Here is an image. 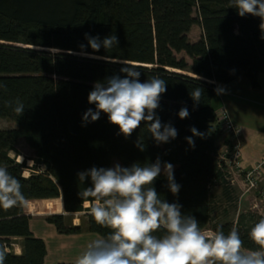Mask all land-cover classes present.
Returning <instances> with one entry per match:
<instances>
[{"label":"trees","instance_id":"1","mask_svg":"<svg viewBox=\"0 0 264 264\" xmlns=\"http://www.w3.org/2000/svg\"><path fill=\"white\" fill-rule=\"evenodd\" d=\"M261 23L257 16H239L230 0H0V84L6 86L0 88V119L15 122V127L0 129V166L20 180L27 200L62 197L65 211H84L86 230L102 236L110 230L89 214L93 201L79 196L91 180L81 183L78 173L111 168L113 159L130 167L155 163L159 157L162 164L174 166L180 190L171 193L163 172L153 187L161 199L178 203L182 214L195 217L206 229L213 220L214 189L220 184L227 198H233L217 140L222 129L215 85L240 76L256 81L264 69ZM193 25L202 29L197 41L189 38ZM86 33L101 41L115 35L118 45L94 52ZM181 52L192 63L179 58ZM124 62L137 67L141 82L153 76L166 81L156 115L162 124L175 127V139L157 144L143 122L125 138L104 113L95 122L83 120L89 108L95 111V105L88 103L94 84L112 76L123 78ZM198 87L199 103L190 95ZM17 98L25 108L21 116L14 112V103L7 106ZM183 107L190 115L180 119ZM192 127L203 136H193ZM186 137H192L194 148ZM20 138L34 151L30 168L10 154ZM261 218L242 213L236 222L215 224L213 231L227 234L235 227L244 248L256 250L248 234ZM46 219L63 234L85 229L68 222L64 214ZM18 239L21 253L13 248ZM0 247L7 252L5 264H47V245L31 230L24 207L0 209Z\"/></svg>","mask_w":264,"mask_h":264},{"label":"clouds","instance_id":"2","mask_svg":"<svg viewBox=\"0 0 264 264\" xmlns=\"http://www.w3.org/2000/svg\"><path fill=\"white\" fill-rule=\"evenodd\" d=\"M230 7L236 8L241 17H260V27L264 30V0H230ZM85 38L94 52L101 47L109 51L118 45L115 35L101 41L98 36L86 33ZM125 65L121 68L126 74L123 78L112 76L106 82L94 84L88 94V103L95 105V111L89 108L83 120L95 122L104 113L125 138L143 122L157 144L175 139L178 135L175 127L170 123L162 124L156 115L161 96L167 91L166 81L153 76L141 82L137 67ZM5 87L0 84V88ZM216 92L222 94L224 89L218 87ZM201 94L200 87L190 93L197 103ZM13 103L14 112L21 116L24 104L17 98L14 102L8 101L7 106L12 107ZM189 115L186 107L179 110L180 119ZM190 131L193 136H203L195 127ZM186 140L195 147L192 137H186ZM137 147L143 150L142 144L138 143ZM162 172L167 187L177 195L180 185L175 182L174 166L168 162L162 164L159 157L155 163L143 166L139 163L130 167L116 164L111 168L92 167L78 173L81 183L86 178L91 180V186L79 193L81 200L93 201L89 214L98 225L110 231L91 240L75 264H264V217L248 234L257 245L256 250L244 248L235 227L227 234L221 229L206 232L195 217L181 213V205L161 199L153 185ZM26 203L20 180L5 166H0V209L24 207ZM6 255V250L0 247V264H5Z\"/></svg>","mask_w":264,"mask_h":264},{"label":"crops","instance_id":"3","mask_svg":"<svg viewBox=\"0 0 264 264\" xmlns=\"http://www.w3.org/2000/svg\"><path fill=\"white\" fill-rule=\"evenodd\" d=\"M194 31L195 25L189 32L191 41H197L202 35L200 32L198 38H193ZM221 84L224 92L217 94L215 107L218 110L225 106L230 118L241 126L243 131L241 165L244 169H249L264 162V69L258 74L255 82L248 77L240 76L229 83ZM222 136L224 137L223 131L217 136L220 151L230 149L226 141L221 142ZM261 184L264 186V171ZM30 203L33 205L30 206ZM35 203L37 206H34ZM44 203H48L47 206ZM24 208L30 215L31 230L36 236L44 239L47 245V264L75 263L88 243L100 236L86 230L84 211L72 213L65 211L62 197L27 200ZM52 214H64L68 222L74 225L82 224L85 229L81 233H60L56 226L46 219ZM13 248L16 253L22 251L19 243H14Z\"/></svg>","mask_w":264,"mask_h":264},{"label":"rangeland","instance_id":"4","mask_svg":"<svg viewBox=\"0 0 264 264\" xmlns=\"http://www.w3.org/2000/svg\"><path fill=\"white\" fill-rule=\"evenodd\" d=\"M200 32H202L201 27L199 25H195V31L192 33V37L198 38ZM177 56L179 58L185 57L189 63H192V59L185 52L178 53ZM12 127H15L14 121L9 118L0 119V129H9ZM226 138V134L224 133V137L222 136L221 142H223V140L225 141ZM14 148L15 149L10 152L11 156H13L19 162L26 161L30 168V166L34 164V161L32 160L34 157V151L26 142V140L24 138L18 139ZM225 150L226 153L229 149L227 148ZM116 164L121 166V163L117 159H113L111 167H114ZM44 168L45 167L42 166V169ZM24 172L25 175H29L31 170L26 168ZM231 173L233 174L232 178L234 179V183H231L233 198H227L224 193V187L220 184L214 189L215 203L213 220L211 224L206 229H204L206 232H214L213 226L217 223H224L226 221L236 222L238 216L242 213H253L264 217V203L262 202L264 200H261L262 197L260 195L259 189L247 191L244 182L241 181L242 176L236 174L234 170H231ZM239 181H241V184H239ZM262 186L263 185L261 184L260 187ZM35 206H37V204ZM86 206H90V203L86 202ZM14 241L15 244L19 243L20 239Z\"/></svg>","mask_w":264,"mask_h":264},{"label":"built area","instance_id":"5","mask_svg":"<svg viewBox=\"0 0 264 264\" xmlns=\"http://www.w3.org/2000/svg\"><path fill=\"white\" fill-rule=\"evenodd\" d=\"M222 87L220 84L215 85V89ZM217 119L221 125L222 131L229 136L232 141V146L225 153L222 151L221 158L226 164L227 179L230 184L234 183L233 174L231 170H234L236 174L242 176L247 191L259 189L261 200H264V186L260 187L263 178L264 162H260L254 167L244 169L241 165L242 148H243V131L241 126L236 124L231 118L225 106H221L217 110ZM231 167V168H230ZM230 168V170H229ZM232 185V184H231ZM264 203V201H262Z\"/></svg>","mask_w":264,"mask_h":264},{"label":"bare ground","instance_id":"6","mask_svg":"<svg viewBox=\"0 0 264 264\" xmlns=\"http://www.w3.org/2000/svg\"><path fill=\"white\" fill-rule=\"evenodd\" d=\"M88 203V202H87Z\"/></svg>","mask_w":264,"mask_h":264}]
</instances>
